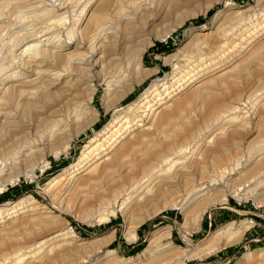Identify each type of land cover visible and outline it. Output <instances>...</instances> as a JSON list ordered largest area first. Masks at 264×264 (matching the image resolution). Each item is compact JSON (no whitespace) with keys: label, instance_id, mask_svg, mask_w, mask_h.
I'll return each instance as SVG.
<instances>
[{"label":"bare ground","instance_id":"obj_1","mask_svg":"<svg viewBox=\"0 0 264 264\" xmlns=\"http://www.w3.org/2000/svg\"><path fill=\"white\" fill-rule=\"evenodd\" d=\"M181 2L0 0V192L44 168L47 156L67 153L73 138L97 121L91 106L95 76L104 85L101 100L107 109L156 71L143 65L144 52L155 40H166L187 17L205 14L217 0L180 10L162 29L147 30V18L165 15ZM231 4L226 0L214 14L212 30L190 32L187 50L164 57L175 62L170 76L150 83L88 139L74 163L40 189L54 203L52 209L28 197L0 205V264L84 262L107 239L80 244L82 256L62 257L79 238L64 230V217L79 209L99 221L121 211L124 235L133 241L138 226L165 208L179 209L198 223L230 193L256 195L264 185V144L254 145L264 132V82L258 90L233 88L237 93L230 99L225 94L236 78L264 77V0L238 9ZM137 33L142 36L125 47ZM122 43L121 62L101 63L107 49L114 52ZM59 95L75 96L71 106L47 114L41 130L24 124ZM244 99L252 115L244 114ZM88 197L96 204L82 210ZM248 228L229 223L202 245L186 241L179 253L165 242L168 229L156 231L142 256L119 257L108 250L104 264H183L222 240H240Z\"/></svg>","mask_w":264,"mask_h":264},{"label":"rangeland","instance_id":"obj_2","mask_svg":"<svg viewBox=\"0 0 264 264\" xmlns=\"http://www.w3.org/2000/svg\"><path fill=\"white\" fill-rule=\"evenodd\" d=\"M206 1L209 0H182V5L180 3L181 6L179 5L177 8L174 7L175 9L173 8V11L171 9V11L165 15L162 13V15L158 17L147 18L148 20H145L146 24H148L147 30L152 29L154 32L158 29L160 30L166 23L173 21V19L176 18V14H178L180 10L182 11L184 9H191L195 8L196 6L198 7L199 5L201 6L206 3ZM227 1L231 2L232 7L236 9L245 8L253 3V0ZM225 2L226 0H217V2H214L205 14H199L195 17H187L184 23L177 27L176 30L166 38V40H155L154 43L150 45L144 52L143 65L149 69H156V71L140 84H135V87L132 91H130L120 100L114 102L107 109L101 100V95L104 91V85L99 83L100 77L98 75L95 76L94 82L96 84V93L94 94V99L91 103V106L97 110V121L86 130L81 132L78 136L73 138L67 153H62L57 158L47 156L48 163L44 168H36V172L33 174L23 176L18 181L8 185L6 189L0 192V205L16 201L22 197H28L34 199L35 201H39L40 203H46V206L49 209H52L54 203L52 202L51 204V201L48 199L45 200L41 196L40 189L46 186L47 182H49L55 175L61 173L66 167L74 163L79 158L80 152L88 139L97 131L102 129L103 126H105L121 109L126 108L132 101L137 99L150 83L155 80H160L165 76L171 75L175 62H170L167 60L164 61V57L176 55L184 49L187 50L186 48L191 46V44L186 46L187 42H189V39H191V31H193V33L196 31H200V33H206L209 30H212L214 26V14L224 7ZM137 34L132 35L133 37L128 38L129 40H126L127 44L125 47L128 45L131 47L137 41L139 35L140 37L142 36L140 33ZM121 40L122 39L118 37V41ZM123 44L124 43H122L120 46H117L120 48H117V50L114 52H109V49H107V52L104 54L101 63L106 65L107 62L106 66H111L113 65L112 63L119 61L121 62V60L124 58V49H126L125 47H121ZM261 71L262 70H260V72ZM248 78V80L246 79L243 82L241 79L236 78L234 81L236 82V85H233L232 91H227L229 93L226 92L227 94H225V97L227 96L226 99H230L233 94L237 93L239 91L238 88L240 91L242 90L244 92L247 91L249 87H251V90L252 87L256 90L262 87V82H264L263 76L260 78H253L249 76ZM230 81H232V79ZM238 84L240 85L238 86ZM233 88H236L237 92L236 89L234 91ZM72 90L75 92L74 89ZM71 95H68L69 98H71H68L70 101H66V98L68 97L67 95L66 98H64L65 95H62V97L59 95V97L57 96L58 98L50 97L48 101L44 102L43 108L40 107L37 109L38 111H35L36 113L33 112L31 115L32 119L26 121L24 124H34V128L37 127V129L41 130V128L44 126V121L48 119L50 114H55L53 113L54 111H57L56 113H61V111L58 110L63 111L69 102L70 103L68 106H71V101L73 97H75ZM249 103L250 101H247L246 99L242 101L241 106H244L243 108L246 110V112L244 110L245 115H252L249 111L251 110ZM115 109L116 112H114ZM37 113L39 116H35L38 115ZM47 114H49V116ZM262 115L263 116L261 117L264 118V113H262ZM250 118L252 117H248V120H250ZM40 121H42V123ZM197 121H201L200 115ZM261 132L258 133L256 139L257 142L254 145L264 144V132ZM20 134H22V131ZM8 140L10 139L6 140L7 143ZM230 144L231 143L228 142L225 145L227 148H231ZM240 144H242V140H240ZM1 147L2 145H0V148ZM208 163L209 160H207V164ZM243 192L244 190L239 191L236 195H234V193L228 194L227 202L216 204L215 206L207 209V211L202 216L201 221L198 223L193 219L189 220L187 218L189 221L186 220L183 217V212L179 209L165 208L161 210L156 216L146 220L144 223L138 226L136 230L137 238L133 241L128 240L124 235V215L119 210L116 211L114 215H109L108 219L105 221H99L98 218L90 216L89 214L83 216L80 214V209L78 212H68V214H66L64 217L66 219L65 222L67 223V227L64 230L74 231L79 238L73 241L74 243L69 246L67 251L63 252V256L60 255L56 257L54 261H59L61 256H82L83 251L81 245H89L88 243L95 239H107V243L101 244L102 247L100 246V249L94 251L88 258H86L84 262H77L75 264H104L109 259L106 254L108 250H113L119 257L136 258L138 255L142 256V251L148 243V237L153 232L164 229H168L170 231V237L165 240V242H171L174 246L173 249L179 253V250L184 249L187 246L186 241H190L193 245L195 244V246L202 245L209 236H213L214 233L223 226L229 223H234L236 228L244 224L249 226L240 240H237L231 244H226L225 240H222L213 247H210V249H204V251L202 250L194 256L186 259L183 264H264V185L258 187V189L256 188L255 192L257 196L250 194L244 195ZM159 196L160 195L156 196L153 200L159 201L161 197ZM91 199L92 198H89L87 200L88 202L86 201L87 203H84L81 209H85L90 205L93 206L92 204L95 205L96 203ZM95 209L96 208H94V210ZM185 221L186 223H184ZM183 236L185 238H183ZM84 247L85 246H83V248Z\"/></svg>","mask_w":264,"mask_h":264}]
</instances>
